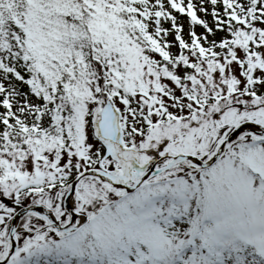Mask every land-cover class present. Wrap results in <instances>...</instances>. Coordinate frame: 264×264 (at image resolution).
I'll use <instances>...</instances> for the list:
<instances>
[{
	"label": "snow or ice",
	"instance_id": "obj_1",
	"mask_svg": "<svg viewBox=\"0 0 264 264\" xmlns=\"http://www.w3.org/2000/svg\"><path fill=\"white\" fill-rule=\"evenodd\" d=\"M0 264H264V0H0Z\"/></svg>",
	"mask_w": 264,
	"mask_h": 264
},
{
	"label": "rangeland",
	"instance_id": "obj_2",
	"mask_svg": "<svg viewBox=\"0 0 264 264\" xmlns=\"http://www.w3.org/2000/svg\"><path fill=\"white\" fill-rule=\"evenodd\" d=\"M185 27L187 28V23H185ZM197 30H198V31H201L202 29H199V28H198Z\"/></svg>",
	"mask_w": 264,
	"mask_h": 264
}]
</instances>
